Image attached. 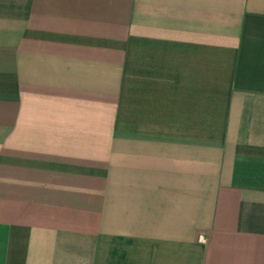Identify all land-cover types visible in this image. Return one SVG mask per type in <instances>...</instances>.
<instances>
[{
  "label": "crops",
  "instance_id": "0c3cea01",
  "mask_svg": "<svg viewBox=\"0 0 264 264\" xmlns=\"http://www.w3.org/2000/svg\"><path fill=\"white\" fill-rule=\"evenodd\" d=\"M0 264H264V0H0Z\"/></svg>",
  "mask_w": 264,
  "mask_h": 264
}]
</instances>
